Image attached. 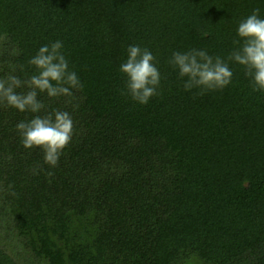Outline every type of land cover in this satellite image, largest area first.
<instances>
[{
    "label": "trees",
    "instance_id": "trees-1",
    "mask_svg": "<svg viewBox=\"0 0 264 264\" xmlns=\"http://www.w3.org/2000/svg\"><path fill=\"white\" fill-rule=\"evenodd\" d=\"M255 8L264 18V0H0V77L26 79L60 40L83 84L70 104L39 96L74 124L54 168L15 129L35 114L0 105V264H264V91L232 62L222 90L185 91L168 63L226 58ZM130 45L161 74L147 104L122 94Z\"/></svg>",
    "mask_w": 264,
    "mask_h": 264
},
{
    "label": "clouds",
    "instance_id": "clouds-1",
    "mask_svg": "<svg viewBox=\"0 0 264 264\" xmlns=\"http://www.w3.org/2000/svg\"><path fill=\"white\" fill-rule=\"evenodd\" d=\"M259 11V8L253 9L238 22V39L233 40L234 47L226 58L195 48L171 54L168 63L178 71V78L187 77L183 83L185 91L196 88L200 89L198 94L203 95L206 91L222 90L232 82L230 62L243 67L253 91H264V18H260ZM63 47L60 40L41 46L28 60L35 72L26 79L12 74L15 68L0 77V105L35 114L30 120H21L15 125L22 147L39 148L43 163L51 168L57 166L63 150L71 142L74 124L66 110L47 111L39 96L46 94L49 99L66 97V103L70 104L75 99L73 90L83 88L77 73L69 68ZM126 53L127 58L119 67L126 77L122 94L129 95L135 102L147 104L151 97L159 94L161 74L156 57L139 45L128 46ZM17 89L24 91L18 92ZM77 107L73 104V110ZM38 171H42L39 166L33 169V174Z\"/></svg>",
    "mask_w": 264,
    "mask_h": 264
},
{
    "label": "rangeland",
    "instance_id": "rangeland-1",
    "mask_svg": "<svg viewBox=\"0 0 264 264\" xmlns=\"http://www.w3.org/2000/svg\"><path fill=\"white\" fill-rule=\"evenodd\" d=\"M2 235H3V233H2ZM5 249L7 250V252H10L11 253V249H13L12 247H10V245H7V244H5Z\"/></svg>",
    "mask_w": 264,
    "mask_h": 264
}]
</instances>
